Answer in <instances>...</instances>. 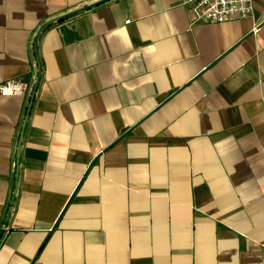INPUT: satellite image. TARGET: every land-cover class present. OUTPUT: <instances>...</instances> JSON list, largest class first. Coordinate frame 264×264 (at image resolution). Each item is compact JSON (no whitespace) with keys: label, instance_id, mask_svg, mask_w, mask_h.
<instances>
[{"label":"crops","instance_id":"obj_1","mask_svg":"<svg viewBox=\"0 0 264 264\" xmlns=\"http://www.w3.org/2000/svg\"><path fill=\"white\" fill-rule=\"evenodd\" d=\"M99 1L0 0V264H264V0Z\"/></svg>","mask_w":264,"mask_h":264},{"label":"built area","instance_id":"obj_2","mask_svg":"<svg viewBox=\"0 0 264 264\" xmlns=\"http://www.w3.org/2000/svg\"><path fill=\"white\" fill-rule=\"evenodd\" d=\"M254 0H181L189 9L195 22L221 24L229 20H244L251 17ZM129 23V21H126ZM26 94L22 82L8 80L0 83V96L14 97Z\"/></svg>","mask_w":264,"mask_h":264},{"label":"water","instance_id":"obj_3","mask_svg":"<svg viewBox=\"0 0 264 264\" xmlns=\"http://www.w3.org/2000/svg\"><path fill=\"white\" fill-rule=\"evenodd\" d=\"M106 1H109V0H102V1H99V2H97V3H95V4H92V5H89V6L83 7V8H81V9H78V10H76V11H74V12H71V13H69V14L63 16V17L57 18V19H55L54 21H59V20H61V19L67 18V17H69V16H72V15H74V14H78V13H80V12L86 11V10H88V9H90V8H92V7H95V6L99 5V4H102V3L106 2ZM35 86H36V85H35ZM34 92H35V87H34V90L32 91L31 99H32V97H33V95H34Z\"/></svg>","mask_w":264,"mask_h":264}]
</instances>
